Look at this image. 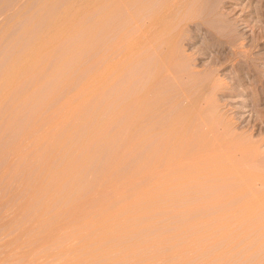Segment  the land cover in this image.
Segmentation results:
<instances>
[{"label":"rangeland","instance_id":"obj_1","mask_svg":"<svg viewBox=\"0 0 264 264\" xmlns=\"http://www.w3.org/2000/svg\"><path fill=\"white\" fill-rule=\"evenodd\" d=\"M259 1L0 0V264H264Z\"/></svg>","mask_w":264,"mask_h":264},{"label":"bare ground","instance_id":"obj_2","mask_svg":"<svg viewBox=\"0 0 264 264\" xmlns=\"http://www.w3.org/2000/svg\"><path fill=\"white\" fill-rule=\"evenodd\" d=\"M250 1H252V0H250ZM258 1H259V0H258ZM261 1H263V0H261ZM174 2H175V1H174ZM259 2H260V1H259ZM175 10H176V9H175ZM209 10H210V9H209ZM256 10L259 11L260 15H263V16H264V11L262 12L263 9H258V8H257ZM256 10H255V11H256ZM158 12H159V11H158ZM158 12H157V13H158ZM166 12H168V11H166ZM216 12H217V11H216ZM157 13H156V14H157ZM213 13H214V12H213ZM156 14H155V15H156ZM211 14H212V13H211ZM211 14H210V15H211ZM219 14H220V13H219ZM219 14H218V15H219ZM159 15H160V14H159ZM176 15H177V14H176ZM171 16H172V15H171ZM177 16H178V15H177ZM180 16H181V15H180ZM216 16H217V15H216ZM160 17H161V16H160ZM152 18H154V17H152ZM152 18H151V22H154V20L152 21ZM214 18H215V17H214ZM154 19H155V18H154ZM156 19H157V16H156ZM156 19H155L156 22H154V23H152V24L150 23V24H151V27H149V26H145V28H146V32H145V36H144V38H145L148 42L152 39V38H150V37L153 36V35H152V36L150 35V34H151V31L154 30V31H153V34H154V32L157 31L158 28L161 26V23H163L162 21L160 22V19H161V18L159 19V17H158V19H157V20H156ZM227 19H228V18H227ZM260 19H261V18H260ZM161 20H162V19H161ZM225 20H226V18H225ZM228 21H229V20H228ZM260 21H261V20H260ZM148 22H149V21H148ZM148 22H147V25H148ZM194 23H195V22H194ZM159 25H160V26H159ZM162 26H163V25H162ZM147 27H148V28H147ZM230 27H231V26H230ZM160 29H161V27H160ZM235 29H236V28H235ZM238 29H239V28H238ZM144 31H145V29H144ZM158 31H159V30H158ZM158 31L155 32V33L157 34ZM143 34H144V33H143ZM212 34H213V33H212ZM159 35H160V34H159ZM159 35H158V36H159ZM155 36H156V35L154 34L153 38H154ZM158 36H157V37H158ZM219 37H220V36H219ZM226 37H227V36H226ZM141 40H142V39H141ZM147 41H146V43H148ZM142 45H143V44H142ZM163 69H164V68H163ZM161 70H162V69H161ZM150 73H151V72H150ZM152 75H153V74H152ZM148 76H149V75H148ZM154 87H155V85H154ZM184 87H185V86H184ZM197 120H198V119H197ZM214 122H215V121H214Z\"/></svg>","mask_w":264,"mask_h":264}]
</instances>
